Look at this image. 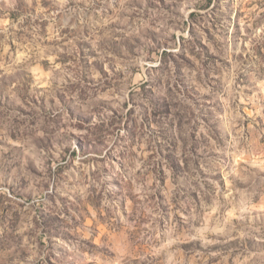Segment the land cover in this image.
I'll return each mask as SVG.
<instances>
[{"label":"rangeland","instance_id":"1","mask_svg":"<svg viewBox=\"0 0 264 264\" xmlns=\"http://www.w3.org/2000/svg\"><path fill=\"white\" fill-rule=\"evenodd\" d=\"M0 264H264V0H0Z\"/></svg>","mask_w":264,"mask_h":264}]
</instances>
